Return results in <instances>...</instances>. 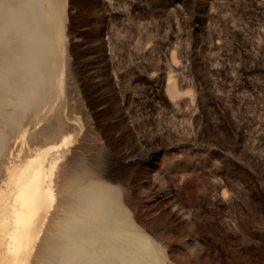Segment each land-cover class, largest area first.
I'll return each mask as SVG.
<instances>
[{
  "label": "rangeland",
  "instance_id": "rangeland-1",
  "mask_svg": "<svg viewBox=\"0 0 264 264\" xmlns=\"http://www.w3.org/2000/svg\"><path fill=\"white\" fill-rule=\"evenodd\" d=\"M23 158L31 264H264V0H0L4 189Z\"/></svg>",
  "mask_w": 264,
  "mask_h": 264
},
{
  "label": "bare ground",
  "instance_id": "bare-ground-1",
  "mask_svg": "<svg viewBox=\"0 0 264 264\" xmlns=\"http://www.w3.org/2000/svg\"><path fill=\"white\" fill-rule=\"evenodd\" d=\"M39 154L40 153H38V155ZM23 162L19 166L13 165L15 167L12 166L8 168L7 175L5 174L7 178V186L5 189L0 186V264L30 263V260L32 259H30V256L33 257L34 254L32 253L34 252L32 249L37 246V241L35 239H38L39 236H36L37 234L40 236L42 235L38 232L42 233L40 228H42V225L46 226V222L43 221V219H46L48 217L47 214L50 212V208H48L49 212L45 214L46 206L50 203L48 198V190L50 189L47 190L43 185V174L39 171V168L41 167L40 164H34L35 162L33 164ZM43 222H45V224ZM34 240L36 241V244H34ZM40 243L42 242L40 241ZM40 243L38 246L41 245ZM38 248H40V246ZM121 250L125 251L124 248H121ZM49 254V257L51 258V249L48 252V255ZM123 259L125 260V258ZM33 263L34 262H32V264ZM35 263L37 264V261H35ZM38 264L52 263L51 260L43 258Z\"/></svg>",
  "mask_w": 264,
  "mask_h": 264
}]
</instances>
